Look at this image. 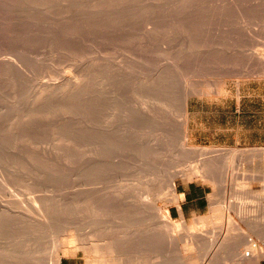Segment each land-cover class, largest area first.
<instances>
[{
  "label": "rangeland",
  "instance_id": "rangeland-1",
  "mask_svg": "<svg viewBox=\"0 0 264 264\" xmlns=\"http://www.w3.org/2000/svg\"><path fill=\"white\" fill-rule=\"evenodd\" d=\"M1 56L0 264L51 241L31 198L79 238L88 223L134 227L148 203L181 226L154 246L123 240L119 264H212L184 231L203 221L221 237L224 222L208 223L228 204L264 256V0H0ZM170 178L176 197L180 183L205 188L200 216H170ZM219 252L213 264H253Z\"/></svg>",
  "mask_w": 264,
  "mask_h": 264
},
{
  "label": "bare ground",
  "instance_id": "bare-ground-1",
  "mask_svg": "<svg viewBox=\"0 0 264 264\" xmlns=\"http://www.w3.org/2000/svg\"><path fill=\"white\" fill-rule=\"evenodd\" d=\"M6 57H7V55H6ZM0 58H2V56ZM4 59L5 58H3V60ZM10 60H8V61L5 60L6 65L8 64V68H9V63H7V62H9ZM11 61L13 62V60H11ZM3 63H2V65H4ZM21 63L22 62H20V64ZM13 64H14V62H13ZM10 66H12V65H10ZM14 66H15V64H14ZM17 69H18V66H17L16 70ZM21 70H22V68H21ZM10 71H12V70H10ZM8 74H9V71H8ZM15 75L16 74H14V76ZM13 79H15V78H13ZM27 82H29V80ZM66 84H67V82H66ZM49 90H51V89H49ZM59 90H61V89H59ZM51 93H53V92H51ZM59 93H61V92H59ZM15 95L13 96L14 98H15ZM39 95H40V93H39ZM57 95H59V94L57 93L56 96H54V97H57ZM34 98H35V95H34ZM36 100H37V98H36ZM13 101H15V100H13ZM10 104L8 103V105H10ZM7 111H8V108H7ZM181 134H183L182 135L183 136V143L187 142V133H186L185 128H183ZM206 151H207L206 149L201 150V152H204V153H206ZM237 152H238L237 150H232L228 154H230V156L235 157ZM211 153H212L211 157L212 158L214 157L216 159H219V157L223 155L222 151H220V150H215ZM95 155H97V154H95ZM198 168L195 169V171H198ZM167 187L169 188L168 192H170V194L174 196L173 199L177 200L179 198V196L176 197L174 195V187H175L174 178L168 179ZM29 202H31L32 206L36 210V214L38 216L39 224L42 225L44 228L43 233H46V235L50 236L51 241L49 244H44L43 243L44 236L40 235L39 238L42 240V242L40 241L39 238L37 239V237H34L30 240L28 245H26L22 249H20L17 245H13L15 247L14 248L11 247V249L12 248L13 249L10 250V252H12V251L13 252L10 253V260L12 259L11 258L12 254H13V259L11 260V262L9 260V264L10 263L11 264H18L21 261H22V264H62L63 258L70 255L71 253L72 254H74V253L78 254L79 252H82V255L84 257V264H119L122 260V253H120L119 245L122 243L123 240L129 241L130 245L133 247L139 241V239L141 238V235L143 234L144 236H146V239L150 242V244L152 246H154L156 244V241L154 242V240H156L155 237H157V239H158V237L162 234V237L163 236L167 237V238H165L166 240L167 239H168V241L174 240L175 234L173 232H179L178 230H180L179 228L181 227V226L179 227L178 224L176 225V223H174V222H173L174 224H172V222H170V220L168 219V213L165 212L164 214H160L158 209H156L153 206L154 203H153V205L150 203L151 204L150 205L146 201V204L148 203V205H149L148 207H149L150 212H148V215L145 216L144 219H142L136 225H134V227L125 226V225L118 224L115 222H111L108 224L107 223H105V224L88 223V225L84 229V234H82V236L79 238V236H73V235L68 233L69 229H71V228H65L64 227L65 229H60L59 231L55 232L58 224L55 222V220L53 218H51L50 212L48 211L47 207L44 206L42 204V202H40V200L36 199V198H31ZM229 205L230 204H228V209L230 208ZM214 209H216V208H214ZM228 209L225 208V210H224V208H223L224 212L222 210L221 211H217V210L212 211V218H215L216 222L208 223V224H215V223H218L219 221L224 222V224H223L224 227L222 229L221 237H218L219 235L217 236L218 238H216V239H215V237H214V239H211L212 237H208L209 234L206 235V233L211 232V234H212L213 232L211 230L208 232L203 230L202 225L206 224V223L203 221H199L198 225L202 224L201 225L202 229L199 227L197 229V227L194 228L193 226L189 227L188 229H185V231H184L185 237L183 236L184 239L182 240V241H184L185 247H187V249H189V250L191 249V251L192 250L195 251L194 249H196V252H198L199 250H201L204 247L206 250L205 253L203 252L204 248L202 249L203 251L201 250V252L204 253V254L202 253L203 254L202 255L203 260H209L210 263H212V264L217 260V257L219 255L221 256L222 253L219 254L220 253L219 251H222V250H225V252L233 250V251H235L236 255H242V256L248 255V253H252L253 264H259L260 259L264 257V256L262 257L263 249L260 247V255L256 256L255 250L257 249V243L250 236H248L246 234H245V236L244 235L241 236V233L243 232V225L248 226L250 224V222L235 220L233 217H231L229 215ZM51 211H53V210H51ZM250 212H253V211L251 210ZM215 225H218V224H215ZM220 226H221V224H220ZM70 227H71V225H70ZM125 228H127V229H125ZM204 231L206 233H203ZM207 240L209 242H208V247L206 246L207 247L206 248L205 245H207V244H205V243L207 242ZM153 242H154V245H153ZM262 242L264 244V240ZM135 253H136V251L134 252V254ZM223 254H224V252H223ZM190 259L191 258H189V261H190ZM133 260H136L134 258V256H133ZM183 261H186V259ZM187 261H188V259H187ZM187 261H186V264L189 263V261L188 262ZM128 262L131 264V259ZM133 262H135V261H133ZM177 262H179V260H177ZM182 263L183 262H181V260H180V264H182ZM135 264H136V262H135ZM191 264H193V263L191 262Z\"/></svg>",
  "mask_w": 264,
  "mask_h": 264
},
{
  "label": "crops",
  "instance_id": "crops-1",
  "mask_svg": "<svg viewBox=\"0 0 264 264\" xmlns=\"http://www.w3.org/2000/svg\"><path fill=\"white\" fill-rule=\"evenodd\" d=\"M176 191L179 196L177 205L169 207L170 216L173 218L192 219L200 216L207 208V193L201 184L195 182L180 183L177 185Z\"/></svg>",
  "mask_w": 264,
  "mask_h": 264
}]
</instances>
